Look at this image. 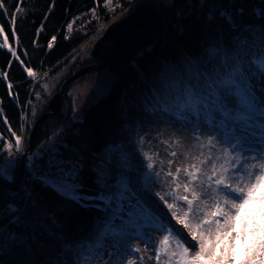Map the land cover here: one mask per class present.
Masks as SVG:
<instances>
[{
    "label": "trees",
    "instance_id": "obj_1",
    "mask_svg": "<svg viewBox=\"0 0 264 264\" xmlns=\"http://www.w3.org/2000/svg\"><path fill=\"white\" fill-rule=\"evenodd\" d=\"M142 1L145 0H3L7 14L0 9V26L5 29L9 44L23 64L11 55L8 48L0 47L1 128H6V117L8 125L18 131L21 126L20 109L26 105L29 109V100L39 95L47 74L75 57L81 46L86 51L103 32V28L98 30L101 26L105 28L113 20L128 14L137 2ZM154 1L164 5L171 3L170 0L169 3ZM18 4L22 11L17 14L16 36L13 37L9 21ZM237 9H243V13H237ZM260 10H264V0H178L175 15L165 30L125 65L111 89L95 97L84 108L80 118H66L60 110L63 103L60 101V108L47 117L35 133L31 153L38 156L36 174L32 176L24 170L19 179L17 162L13 169L15 182L10 184L17 188L11 190L0 185V207L15 199L26 209L19 225L8 223L7 217L0 219V225L27 241L23 247L0 250V264H82L79 253L88 245H94L105 217L101 210L103 203L93 200L77 203L42 185L40 174L54 173L61 166L68 168L71 163H76L83 191L91 197L101 191H115L114 186L125 167L122 157L127 156L135 168L129 174L135 183L147 169L126 131L125 91L141 81L143 75L163 79V82L169 83V90L183 87L189 80L185 73L188 71L194 75L204 70L210 58L209 49L213 47L220 53L216 56L217 60L232 55L245 61L251 60L249 53L257 52V49L235 43L234 31L219 13L231 12L242 27L254 26L253 35L258 38L259 30L264 27V18L256 15ZM68 23H73V30L67 28ZM53 36L56 40L49 48ZM2 43L3 36L0 35ZM77 59L59 86L76 70L75 65L78 67L89 61L84 54ZM24 67L31 68L36 76L28 78ZM7 83L12 85L11 92ZM40 98L45 99L47 95ZM64 100L67 103L66 95ZM34 120L28 119L27 125H32ZM57 127L61 130L50 141L48 136ZM54 159L59 163L53 164L51 161ZM26 187L32 196L30 204L22 199V190ZM82 203L88 206H81ZM95 204H100V207L93 206Z\"/></svg>",
    "mask_w": 264,
    "mask_h": 264
},
{
    "label": "snow or ice",
    "instance_id": "obj_2",
    "mask_svg": "<svg viewBox=\"0 0 264 264\" xmlns=\"http://www.w3.org/2000/svg\"><path fill=\"white\" fill-rule=\"evenodd\" d=\"M0 9L7 14L3 0H0ZM20 11L18 4L9 21L13 37ZM236 11L243 13V9ZM219 15L234 31L235 43L256 48L257 52H250L252 59L247 62L237 55L225 56L205 65L203 71L190 73L182 94L162 109L174 118V123L185 128L191 125L196 141L193 146L200 149L199 156L191 158V164L177 166L173 173L171 169L177 157L184 155L188 159V156L172 150L168 153L172 158L168 161V171L162 167L153 171L157 163L163 162L145 152L142 155L147 171L134 183L129 175L135 170L134 165L124 156L125 167L114 186L115 191H101L91 197L83 191L78 165L61 166L54 173L40 174L42 185L77 203L87 200L103 203L101 210L105 217L94 245L87 247L93 257L100 258L99 264H143L145 255L149 264H264V27L257 38L253 35L254 26L242 27L231 12L221 11ZM256 15L264 18V10ZM67 28L72 30L73 23H68ZM4 33L5 29L0 26L3 36L0 47L8 48L20 60ZM55 40L53 36L49 48ZM209 54L210 59L218 56V49L210 48ZM245 63L249 67L255 65L256 72L246 69ZM25 71L29 77L36 76L31 68L26 67ZM3 75L7 78L6 73ZM7 87L11 92L12 85L9 83ZM4 122L7 123L6 117ZM202 125L211 133L206 138L199 134ZM11 135L14 141L5 143L4 150L19 154L22 137L14 131ZM162 143L171 146L168 141ZM173 143L180 145L178 139ZM51 162L59 163L55 159ZM13 164V159L0 164V179L9 184L15 182ZM181 176L186 180L183 184L179 182ZM157 181L167 190L153 193L151 185ZM22 191V199L30 204V191L27 187ZM152 197H158V201ZM160 202L171 213L170 217H164L167 225L156 214ZM181 204L186 210H181ZM93 206L99 208L100 204ZM25 211L12 199L0 207V219L7 217L8 223L19 225ZM173 220L175 224L171 223ZM152 230L165 234L157 240ZM133 238L143 242V250L139 243L131 244ZM106 240L111 243L106 245ZM26 243L19 234L0 225V250L23 247ZM102 246L115 249L109 253L110 261H105L98 251ZM149 248L154 251V257L149 254ZM127 254L134 258H127Z\"/></svg>",
    "mask_w": 264,
    "mask_h": 264
},
{
    "label": "rangeland",
    "instance_id": "obj_3",
    "mask_svg": "<svg viewBox=\"0 0 264 264\" xmlns=\"http://www.w3.org/2000/svg\"><path fill=\"white\" fill-rule=\"evenodd\" d=\"M163 1H166V3L168 2V0ZM102 28L104 29V27L101 26L98 30H102ZM69 33L73 34L72 31H70ZM85 42H87V40ZM81 47L80 50L77 51L78 53L76 54V56L68 60L64 66L54 70L51 74H47V79H45V82L41 85L42 89L39 93L40 96L47 95V98H49V96H51L53 92H55L54 90L58 88L61 79L68 72L69 68H71L74 63L76 64L78 60L77 57L81 54H84L85 48ZM219 55L220 53H218V56ZM216 60L217 57H211V59L208 58L205 65L213 63ZM78 67L77 65H75L74 69H77ZM245 68L252 72H256L255 65L249 67V65L245 63ZM190 73L191 72L188 71L185 73L186 78L189 79ZM94 75V72H88L73 80V83L69 87H66L65 90L67 91V103H61L62 107L60 110L63 111V114H67L70 119L75 120L77 118H80L84 108L92 101H94L95 96L92 91V81L94 79ZM168 85L169 83L163 82V79H151L148 76L143 75L141 81L132 84L130 88L125 91L123 95V102L125 104V116L127 119L126 131L128 135L132 137V143H134L136 147V153L139 154L140 158H142L143 161H145V159L142 153L147 152L153 155V158L155 160L163 162L162 165L157 163L153 171H159L161 167L163 168V171H168V161L172 159L168 153L172 150H175L178 153L187 154L188 159H186L184 155H179L177 157L176 163L171 169L174 173L177 166L183 167L191 164L193 162L191 158L199 156L200 149L193 146L196 144V141L193 139L191 125H189L187 128L182 127L178 122H173L174 118L168 116L166 112L162 111L164 107L173 104L176 98L179 96V93L183 91V87H178V89L173 88V90H169ZM39 95L31 100L29 108L30 117H27L29 121H33L38 116V114L36 113V105L40 102L39 100L43 99L40 98ZM67 116L65 117L67 118ZM31 126L32 125H27V127L23 126L20 130L22 137V150L20 152V157L23 155L24 160L26 159L29 162L32 161L33 157L31 155V151L26 153L24 142L26 139H28V134H26V132L30 129ZM59 130H61L60 127L52 129L51 134L48 136L51 138L50 141L54 140L53 135H55V137L58 136ZM199 134L202 138H206L211 133L209 132L206 125H202ZM141 139H143V144H141ZM177 139L180 141L179 146L173 143ZM50 141L48 143H51ZM162 141H168V144L171 146H166L164 143H162ZM5 143H8V141H2V145ZM4 151L6 152L8 158L16 155L14 154V152H9L6 150ZM20 157L16 158L17 160L15 161V164L19 161ZM32 164L35 165V162L32 161ZM143 165L146 166V161ZM179 182L183 184L186 182V180L183 176H181ZM166 190V187L160 181L154 182L151 185V191L153 193ZM152 199L158 201V197ZM169 202L172 201L169 200ZM179 207L181 208V210H186V208H184L182 204ZM156 214L162 219H164L165 215H167L168 217L171 216V213L167 212V209L163 206L162 202H160V207L156 209ZM118 222L119 221H117V223ZM164 222L166 225L168 224V220L164 219ZM171 223L175 224V221L173 220L171 221ZM176 227L182 228V225H176ZM186 233L187 230H185V234ZM151 234L156 237L157 240H159L165 233H158L155 230H152ZM187 239L191 240V237L188 236ZM130 242L133 245L139 243L141 249L143 250L144 244L142 241L133 238ZM110 243L111 241L109 240L105 241L106 245ZM98 251L103 254V259L105 261H110L109 253L115 251V249L112 247L102 246L98 249ZM149 254L154 257V251L151 248H149ZM135 255L138 256L139 254ZM79 257L82 261V264H92L93 261H95L96 264H99L100 258L93 257L88 252L87 248L83 249L79 253ZM127 258H134V256L132 254H127ZM138 264H140V262H138ZM143 264H149L148 255H145Z\"/></svg>",
    "mask_w": 264,
    "mask_h": 264
},
{
    "label": "water",
    "instance_id": "obj_4",
    "mask_svg": "<svg viewBox=\"0 0 264 264\" xmlns=\"http://www.w3.org/2000/svg\"><path fill=\"white\" fill-rule=\"evenodd\" d=\"M178 0H172L169 5L146 0L138 3L128 14L110 22L84 56L92 63L80 65L73 73L66 77L58 89L49 97L42 99L37 106L39 116L33 122L28 134L26 153L30 152L35 139V133L47 117L55 113L60 101L64 100L65 87L80 76L94 72L92 91L95 97L107 93L119 78L123 68L134 59L136 54L151 45L165 30L175 15ZM23 155L20 157L19 179L23 174ZM0 185L8 189L17 186L0 180Z\"/></svg>",
    "mask_w": 264,
    "mask_h": 264
},
{
    "label": "built area",
    "instance_id": "obj_5",
    "mask_svg": "<svg viewBox=\"0 0 264 264\" xmlns=\"http://www.w3.org/2000/svg\"><path fill=\"white\" fill-rule=\"evenodd\" d=\"M17 107H20V105H17ZM20 119H21V126L19 128L18 131H14L13 129H11L7 123H5L6 128H1L0 126V164H3L6 160L9 159H13L14 160V164L12 165V170L14 169V165H15V161L17 160V157H20V154H16L11 156L10 158L7 157L6 152L4 151V144L2 145V141L3 142H13L14 141V137L11 135V131H14L16 133V135L21 136V132L20 130L22 129L23 126L27 127V117H26V110L20 109ZM5 121V119H4ZM9 128L11 129V131H9ZM25 147V145H24ZM19 155V156H18ZM33 159L32 161H36V159L38 158V156L36 154H31ZM32 161L29 162L27 160V166H26V170L32 175L34 176L37 172L35 165L32 164ZM73 165H76V163H71L69 167H72ZM68 167V168H69Z\"/></svg>",
    "mask_w": 264,
    "mask_h": 264
},
{
    "label": "clouds",
    "instance_id": "obj_6",
    "mask_svg": "<svg viewBox=\"0 0 264 264\" xmlns=\"http://www.w3.org/2000/svg\"><path fill=\"white\" fill-rule=\"evenodd\" d=\"M145 1H146V0H145ZM142 2H143V1H142ZM139 3H140V2H139ZM137 4H138V2L135 4V6H136ZM131 11H132V10H131ZM93 41H94V40H93ZM92 43H93V42H92ZM92 43H91V44H92ZM90 46H91V45H90ZM90 46H89V47H90ZM87 49H88V48H87ZM87 49H86V50H87ZM85 52H86V51H85ZM85 52H84V54H85ZM24 69H25V67H24ZM34 72H35V71H34ZM26 74H27V72H26ZM27 77H28V78H32V77H29L28 75H27ZM7 84H9V83H7ZM66 87H67V86H66ZM183 87H184V86H183ZM57 89H58V88H57ZM57 89H56V90H57ZM182 92H183V91H182ZM182 92L179 93V95H181ZM9 94H10V97L13 99L12 94H11V93H9ZM65 95H66V94H65ZM65 95H64V96H65ZM28 103L31 104V100H29ZM39 103H40V102H39ZM39 103H38V104H39ZM38 104L36 105V113H37V114H38V111H37V106H38ZM24 108H25V110H26V117H29V114H28L29 109L27 110V105H26ZM29 108H30V107H29ZM59 108H60V105H59ZM55 112H56V111H55ZM19 114H20V111H19ZM52 115H53V114H52ZM66 116H67V115H66ZM35 120H36V119H35ZM35 120H34V121H35ZM7 124H8V123H7ZM27 124H28V118H27ZM4 126H5V124H4Z\"/></svg>",
    "mask_w": 264,
    "mask_h": 264
},
{
    "label": "bare ground",
    "instance_id": "obj_7",
    "mask_svg": "<svg viewBox=\"0 0 264 264\" xmlns=\"http://www.w3.org/2000/svg\"><path fill=\"white\" fill-rule=\"evenodd\" d=\"M42 122H43V121H42ZM40 125H41V124H40ZM30 130H31V127H30L29 130H27L26 134H29ZM24 131H25V128H24ZM27 140H28V139L25 140V141H26V145H25V142H24L25 147L27 146ZM18 162H19V161H18ZM26 166H27V160L25 159V160H23V172H24V170H26Z\"/></svg>",
    "mask_w": 264,
    "mask_h": 264
},
{
    "label": "flooded vegetation",
    "instance_id": "obj_8",
    "mask_svg": "<svg viewBox=\"0 0 264 264\" xmlns=\"http://www.w3.org/2000/svg\"><path fill=\"white\" fill-rule=\"evenodd\" d=\"M86 58H88L89 59V61L87 62V63H92V60L89 58V57H86ZM94 73H96V71H94ZM94 77H95V75H94ZM65 89H66V87H65ZM65 94H67V91L66 90H64V94L63 95H65ZM64 99H65V96H64ZM61 101H63V103L65 104L66 103V101L65 100H61ZM67 114H65V116H66ZM52 116V115H51ZM44 121V120H43Z\"/></svg>",
    "mask_w": 264,
    "mask_h": 264
}]
</instances>
